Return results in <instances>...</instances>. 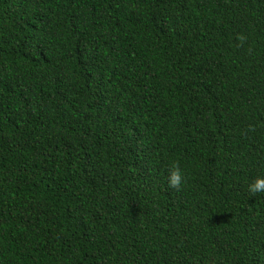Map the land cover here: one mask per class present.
Here are the masks:
<instances>
[{
	"label": "trees",
	"instance_id": "1",
	"mask_svg": "<svg viewBox=\"0 0 264 264\" xmlns=\"http://www.w3.org/2000/svg\"><path fill=\"white\" fill-rule=\"evenodd\" d=\"M256 176L264 0H0V264H264Z\"/></svg>",
	"mask_w": 264,
	"mask_h": 264
},
{
	"label": "clouds",
	"instance_id": "2",
	"mask_svg": "<svg viewBox=\"0 0 264 264\" xmlns=\"http://www.w3.org/2000/svg\"><path fill=\"white\" fill-rule=\"evenodd\" d=\"M244 39L243 36L240 37ZM185 182L184 172L180 162L173 160L168 170V184L173 188H180ZM248 191L252 194L264 193V176H256L248 183Z\"/></svg>",
	"mask_w": 264,
	"mask_h": 264
}]
</instances>
